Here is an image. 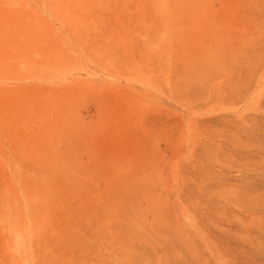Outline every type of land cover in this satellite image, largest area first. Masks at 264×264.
Masks as SVG:
<instances>
[{"label": "rangeland", "instance_id": "1", "mask_svg": "<svg viewBox=\"0 0 264 264\" xmlns=\"http://www.w3.org/2000/svg\"><path fill=\"white\" fill-rule=\"evenodd\" d=\"M155 6L0 0V264H264V0Z\"/></svg>", "mask_w": 264, "mask_h": 264}, {"label": "bare ground", "instance_id": "2", "mask_svg": "<svg viewBox=\"0 0 264 264\" xmlns=\"http://www.w3.org/2000/svg\"><path fill=\"white\" fill-rule=\"evenodd\" d=\"M153 1V4H155V5H157V6H155V7H158L159 8V10H161V8H166V6H167V1L168 0H152ZM165 9H163V11H164ZM162 11V12H163ZM159 12H161V11H159ZM263 75V74H262ZM260 76V75H259ZM256 77V76H255ZM261 78H262V76H261ZM255 79V78H254ZM258 79H260V78H258ZM258 81V80H257ZM258 85V84H257Z\"/></svg>", "mask_w": 264, "mask_h": 264}]
</instances>
